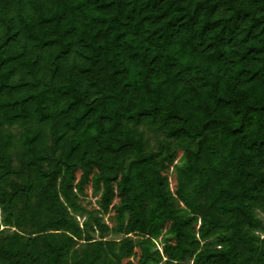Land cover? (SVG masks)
Returning <instances> with one entry per match:
<instances>
[{"label": "trees", "instance_id": "trees-1", "mask_svg": "<svg viewBox=\"0 0 264 264\" xmlns=\"http://www.w3.org/2000/svg\"><path fill=\"white\" fill-rule=\"evenodd\" d=\"M257 211L264 0H0V264H264Z\"/></svg>", "mask_w": 264, "mask_h": 264}, {"label": "rangeland", "instance_id": "rangeland-1", "mask_svg": "<svg viewBox=\"0 0 264 264\" xmlns=\"http://www.w3.org/2000/svg\"><path fill=\"white\" fill-rule=\"evenodd\" d=\"M100 196V192L99 193H95L93 195H91L87 200H90L93 204L96 203V199ZM255 217L260 219L263 223H264V215L263 213L257 211L255 212ZM76 220L78 221V223L80 224V226L82 225V222L85 220V217L83 216H76ZM2 228V226L0 227V229ZM255 234H257L260 238H262L264 236V229L262 230H257L254 231ZM91 236L93 238H97L98 234L97 233H91ZM122 235L121 234H107L105 237V239H109V238H120ZM157 248L159 249V245L157 246Z\"/></svg>", "mask_w": 264, "mask_h": 264}]
</instances>
